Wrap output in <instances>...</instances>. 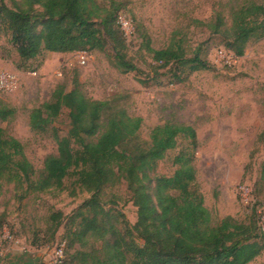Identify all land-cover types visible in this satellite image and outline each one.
Wrapping results in <instances>:
<instances>
[{"label":"trees","instance_id":"trees-1","mask_svg":"<svg viewBox=\"0 0 264 264\" xmlns=\"http://www.w3.org/2000/svg\"><path fill=\"white\" fill-rule=\"evenodd\" d=\"M126 7L121 0H0V41L9 37L22 71L36 72L31 63L45 53L99 52L121 74L139 73L127 55L121 24ZM230 17L228 25L217 10L208 22L194 23L218 37L234 56L243 57L249 44L264 40V4L241 0ZM142 38L157 69L178 67L193 74L213 68L201 48L189 54L177 33L161 50L151 47L146 34ZM14 115V109L0 103L2 121ZM62 115L68 117L70 129L65 137L56 136L58 153L47 156L40 170L26 156L24 145L0 128V188L14 185L20 198H26L63 190L65 180L73 178L80 192L90 196L70 216L50 215L53 237L61 226L66 229L60 264H250L264 253L258 208L252 207L249 222L231 216L216 222L206 207L193 126L158 125L144 141V119L129 113L126 97L93 99L77 74L70 91L59 84L49 101L31 111L30 129L46 133ZM258 142L264 145V133ZM174 151L173 173L159 175L160 163ZM120 186L137 208L134 225L108 208L117 204V196L107 191Z\"/></svg>","mask_w":264,"mask_h":264},{"label":"rangeland","instance_id":"rangeland-1","mask_svg":"<svg viewBox=\"0 0 264 264\" xmlns=\"http://www.w3.org/2000/svg\"><path fill=\"white\" fill-rule=\"evenodd\" d=\"M121 1L127 6L121 18L127 55L139 73L121 74L99 52L88 53L85 65L79 63L77 53L57 57L45 53L31 63L36 72L22 71L17 68L19 57L9 37L2 36L0 74L14 75L19 87L0 90V103L15 110L8 121L0 119V128L24 145L36 170L42 169L46 157L58 153L56 136L65 137L70 123L62 115L46 133L35 134L29 126L30 113L49 101L59 84L70 91L77 74L84 91L93 99L125 96L129 113L144 119V141H149L151 130L158 125L193 126L199 143L195 163L198 183L215 221L231 216L249 222L258 208L264 222V145L258 142L264 133V40L249 44L245 55L236 57L218 37L194 23L208 22L215 11L221 10L230 25V12L241 0ZM256 1L264 4V0ZM176 33L189 54L201 48L213 68L193 74L178 67L157 69L152 55L145 50L142 34L148 36L152 48L161 50L169 46ZM176 153L160 163L159 175L173 173L171 160ZM74 182L67 178L63 190L26 198H20L14 185L0 188V264L61 263L55 261V252L66 243V229L61 226L53 237L50 215L62 212L70 216L90 197L81 193ZM107 193L117 196V204L108 208L134 225L137 208L130 202L126 187ZM250 264H264V253Z\"/></svg>","mask_w":264,"mask_h":264},{"label":"built area","instance_id":"built-area-1","mask_svg":"<svg viewBox=\"0 0 264 264\" xmlns=\"http://www.w3.org/2000/svg\"><path fill=\"white\" fill-rule=\"evenodd\" d=\"M79 57V63L81 65H85L88 62V53L86 52H79L77 53ZM19 87V79L16 78L14 75L11 74H0V90L3 91H11ZM261 213V212H260ZM261 227L264 230V222L262 217ZM64 247L65 244H61L56 249V262H61L64 259Z\"/></svg>","mask_w":264,"mask_h":264},{"label":"crops","instance_id":"crops-1","mask_svg":"<svg viewBox=\"0 0 264 264\" xmlns=\"http://www.w3.org/2000/svg\"><path fill=\"white\" fill-rule=\"evenodd\" d=\"M54 55V57H57V56H64V55H72V54H61V53H49V55ZM46 63H47V61H46Z\"/></svg>","mask_w":264,"mask_h":264}]
</instances>
